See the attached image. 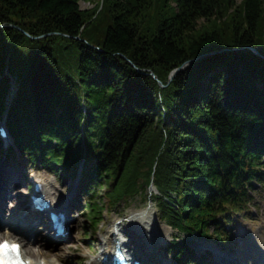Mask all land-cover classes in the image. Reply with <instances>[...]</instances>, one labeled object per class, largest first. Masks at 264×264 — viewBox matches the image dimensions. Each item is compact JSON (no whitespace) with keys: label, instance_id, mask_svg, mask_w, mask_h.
<instances>
[{"label":"trees","instance_id":"obj_1","mask_svg":"<svg viewBox=\"0 0 264 264\" xmlns=\"http://www.w3.org/2000/svg\"><path fill=\"white\" fill-rule=\"evenodd\" d=\"M228 3L0 0V113L21 151L103 178L111 205L154 182L168 224H214L223 240L217 215L248 208L264 183V0L227 16ZM90 206L96 227L104 207ZM171 248L180 261L188 247Z\"/></svg>","mask_w":264,"mask_h":264},{"label":"rangeland","instance_id":"obj_2","mask_svg":"<svg viewBox=\"0 0 264 264\" xmlns=\"http://www.w3.org/2000/svg\"><path fill=\"white\" fill-rule=\"evenodd\" d=\"M103 1L104 0H80V6L82 9L95 8L98 3H100L99 6H101ZM223 1L227 2L228 0ZM241 2L242 0H229V3L226 5L227 16L236 10ZM230 5L231 8L229 7ZM227 16H224V19H227ZM193 61L195 60L193 59ZM193 61L188 60L174 70L180 67L182 68L181 70H183ZM176 74L172 76L171 73V77L173 78ZM13 91L14 87L11 85L10 98L13 96ZM25 160L24 157L20 169L12 166L14 169L11 168V171L14 172H11V175L9 172L7 173V169H9L8 163H5V166L2 168L0 166V173L3 174V178H6V180H0L3 189H5V194L2 197L4 200V203H2V213L8 224L15 223L13 228L9 226L7 229L13 232L12 237L21 239L24 235L23 237L26 238V241L31 239L36 246H38L39 243L44 244L43 251H45L46 254L44 253L36 257L37 260L44 258V260L54 259L56 262L62 264H90L103 250V241L107 238L114 224L120 225L121 222H125L126 225H122L124 228L128 229L130 222L129 215L133 210L151 209L156 219L159 220L160 210L157 206L158 204L156 205L155 199H150L149 196H147L150 193L149 187L145 189L143 193L139 192L130 197H122L120 201L111 206L109 197L106 194L108 184L101 178L100 180L104 183L97 188L98 196L96 198L98 199L97 202L104 207L102 210L103 220L98 227L94 228L91 220L88 219V215L84 214L77 207L81 204L83 205L82 207L85 208L84 200L87 198V195H83L82 193L79 177H70L66 172H63L62 169L57 171L41 165H32L29 162H25ZM38 175L53 179L57 186L56 188H59L60 198L68 199V204L73 208L69 214L72 220L70 232L66 237L61 238L55 236V230L51 228L48 218V211H37L35 208L29 206L30 199L35 191L34 179L35 176ZM3 189L2 191H4ZM28 210H32L34 215ZM252 210V218L238 216L231 222L230 227H227L230 228L228 230V233L230 232L231 235L229 241L232 242L229 251L222 248L217 243H210L208 239L201 237L197 232L191 235L180 233L167 223L160 221L172 231L171 235L167 234L165 236L162 242L163 244L159 248L160 253L162 252L164 255L166 264H173V258L168 250V246L173 236H178L182 240L187 241L188 244L192 245L198 252H203L204 249L211 248V260H215V256L218 255L215 254V249H219L221 253L228 252V254L237 256L235 259H229L227 262H220L219 264H256L250 260V258H252L251 252L253 253V251L250 250L252 247L249 246L250 244L243 241V239L249 234L260 232L261 227H263L264 230V189L262 191L260 190L258 193L256 205L252 207ZM25 213L31 216L30 219L26 218L24 215ZM4 229L6 230V228ZM128 230L131 232L130 229ZM212 237L216 239L215 234ZM1 239L2 236L0 237V240ZM262 239H264V231L259 241ZM90 244L93 245L91 246ZM23 246L25 250V245L23 244ZM201 247H203V249ZM54 252L61 256L58 258L61 261L50 255V253ZM210 262L211 264H216L215 261Z\"/></svg>","mask_w":264,"mask_h":264},{"label":"bare ground","instance_id":"obj_3","mask_svg":"<svg viewBox=\"0 0 264 264\" xmlns=\"http://www.w3.org/2000/svg\"><path fill=\"white\" fill-rule=\"evenodd\" d=\"M10 85L14 87L13 94L20 88L18 86V80H16L15 77H13L10 74ZM161 86H165L164 82L157 78ZM20 90V89H19ZM11 101V99H9ZM6 110V109H4ZM7 111V110H6ZM6 111H3L4 116L6 117ZM1 114V113H0ZM2 115V114H1ZM8 123V122H7ZM11 173V171H10ZM11 175V174H10ZM74 176V175H72ZM34 182H40L42 184V191L45 193L46 198L51 200V208H61V211L66 210V213L69 215L71 212V205H64V200L60 198L59 190H56V187H54L53 179L51 178H44L43 176H35ZM149 190H158L157 186L152 182L150 185H148ZM3 189L0 187V190ZM151 192L147 195L149 198L151 197ZM159 193V191H158ZM68 201V199H66ZM158 204V203H157ZM33 215V214H32ZM67 215V217H69ZM31 216L27 215V219H29ZM130 222L128 225V229L131 230V232L124 228V225H126L125 222L119 224H114V226L110 229L108 236L105 241H103L104 250L103 253L101 252V255H99L97 258L92 260L91 264H108L112 263L113 256L116 254V248L117 246H120V249L129 255H144L145 264H166L164 255L162 252L160 253V246L163 244L164 238L167 234L172 233L171 229L168 228V226H165L160 222V220H157L154 216V212H152L151 209H143V210H133L130 215ZM70 221V220H69ZM8 224L6 219L4 218V214L0 210V237L4 236L10 237L11 232L3 230V225ZM164 225V226H163ZM117 227V228H116ZM7 228V227H6ZM244 234V233H243ZM259 234H253L252 236L248 235L244 238V241L252 248L254 249L255 256L253 258V261H255L257 264H264V239L261 240V243L256 244V241L259 237ZM21 242L25 245L26 249V255L31 259L30 264H58L55 262L54 259H50L46 262H42L40 260H37L36 257L41 256L45 253L43 251L44 244H38V246L34 245L33 240L26 241L25 237H22L20 239ZM247 244V245H248ZM256 246V247H253ZM203 249V247H201ZM58 252V251H56ZM56 252L50 253V255L56 259L61 257ZM215 253L218 254L216 256L217 262H227L228 259H234L229 258L228 255L221 253L219 249L215 250ZM46 254V253H45ZM108 254V255H106ZM49 255V254H48ZM105 260V262L103 261ZM190 261V260H189ZM190 264V263H187Z\"/></svg>","mask_w":264,"mask_h":264},{"label":"snow or ice","instance_id":"obj_4","mask_svg":"<svg viewBox=\"0 0 264 264\" xmlns=\"http://www.w3.org/2000/svg\"><path fill=\"white\" fill-rule=\"evenodd\" d=\"M9 245L7 243H5L4 245H0V248H7ZM12 248L14 249H18V245H11Z\"/></svg>","mask_w":264,"mask_h":264},{"label":"water","instance_id":"obj_5","mask_svg":"<svg viewBox=\"0 0 264 264\" xmlns=\"http://www.w3.org/2000/svg\"><path fill=\"white\" fill-rule=\"evenodd\" d=\"M198 58H199V57H198ZM192 61H193V60H192ZM181 69H182V68L180 67V68H177L176 70H174V71L172 72V76H173L174 74L178 73ZM154 76L157 77L155 74H154ZM171 78H172V77H171Z\"/></svg>","mask_w":264,"mask_h":264}]
</instances>
